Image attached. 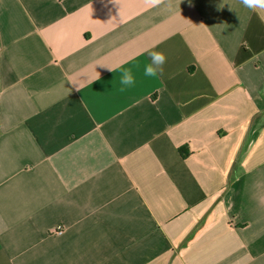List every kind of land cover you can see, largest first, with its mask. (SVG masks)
Masks as SVG:
<instances>
[{
    "label": "crops",
    "instance_id": "1",
    "mask_svg": "<svg viewBox=\"0 0 264 264\" xmlns=\"http://www.w3.org/2000/svg\"><path fill=\"white\" fill-rule=\"evenodd\" d=\"M0 264H264L260 14L0 0Z\"/></svg>",
    "mask_w": 264,
    "mask_h": 264
},
{
    "label": "clouds",
    "instance_id": "2",
    "mask_svg": "<svg viewBox=\"0 0 264 264\" xmlns=\"http://www.w3.org/2000/svg\"><path fill=\"white\" fill-rule=\"evenodd\" d=\"M241 4L254 12L260 14V19L264 21V0H240ZM149 7H158L163 3V0H145ZM149 62L144 66V75L147 77H157L163 73V66L166 63V56L159 51H149ZM107 67V66H106ZM110 71L112 68L107 67ZM135 84V78L131 68L123 69L120 76V91H125Z\"/></svg>",
    "mask_w": 264,
    "mask_h": 264
},
{
    "label": "trees",
    "instance_id": "3",
    "mask_svg": "<svg viewBox=\"0 0 264 264\" xmlns=\"http://www.w3.org/2000/svg\"><path fill=\"white\" fill-rule=\"evenodd\" d=\"M180 153L183 157H185L187 155V153L184 151L183 148L180 149Z\"/></svg>",
    "mask_w": 264,
    "mask_h": 264
}]
</instances>
